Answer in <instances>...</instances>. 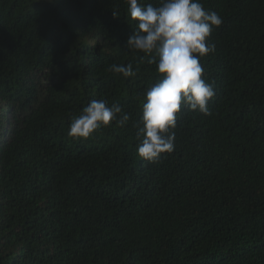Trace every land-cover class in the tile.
I'll use <instances>...</instances> for the list:
<instances>
[{
  "label": "trees",
  "instance_id": "obj_1",
  "mask_svg": "<svg viewBox=\"0 0 264 264\" xmlns=\"http://www.w3.org/2000/svg\"><path fill=\"white\" fill-rule=\"evenodd\" d=\"M201 3L222 17L211 115L182 106L149 162L136 132L161 74L126 47L127 0H0V264H264V0ZM94 99L130 120L70 137Z\"/></svg>",
  "mask_w": 264,
  "mask_h": 264
},
{
  "label": "clouds",
  "instance_id": "obj_2",
  "mask_svg": "<svg viewBox=\"0 0 264 264\" xmlns=\"http://www.w3.org/2000/svg\"><path fill=\"white\" fill-rule=\"evenodd\" d=\"M127 14L136 22L126 41L129 50L149 56L161 78L145 92L142 114L136 136L140 140L137 154L149 162L157 161L164 152L175 147L177 114L182 106L204 115H211L209 101L214 86L203 77L201 59L215 52L210 43L213 27L222 24V17L204 7L201 0H159L154 6L144 0H127ZM114 16H118L113 11ZM155 53V56L152 54ZM158 57V59H157ZM109 70L123 77H134L139 69L132 64H112ZM121 105H108L106 100H91L79 116L72 119L68 135L88 138L113 121L123 127L130 120Z\"/></svg>",
  "mask_w": 264,
  "mask_h": 264
}]
</instances>
